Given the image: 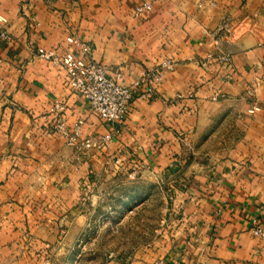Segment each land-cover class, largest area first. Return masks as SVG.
I'll use <instances>...</instances> for the list:
<instances>
[{
	"label": "crops",
	"instance_id": "crops-1",
	"mask_svg": "<svg viewBox=\"0 0 264 264\" xmlns=\"http://www.w3.org/2000/svg\"><path fill=\"white\" fill-rule=\"evenodd\" d=\"M143 2L152 11L136 14ZM0 16V264H57L87 233L93 179L127 170L164 182L168 216L109 264H264V0H0ZM70 34L129 78L170 66L113 126L36 53L80 56ZM55 99L81 138L110 133L106 146L49 133Z\"/></svg>",
	"mask_w": 264,
	"mask_h": 264
},
{
	"label": "rangeland",
	"instance_id": "rangeland-1",
	"mask_svg": "<svg viewBox=\"0 0 264 264\" xmlns=\"http://www.w3.org/2000/svg\"><path fill=\"white\" fill-rule=\"evenodd\" d=\"M134 172H110L93 179L96 187L89 200L97 208L86 226L87 233L68 247L57 264H66L69 254L74 264L121 261L155 238L168 216L169 193L164 182Z\"/></svg>",
	"mask_w": 264,
	"mask_h": 264
},
{
	"label": "built area",
	"instance_id": "built-area-1",
	"mask_svg": "<svg viewBox=\"0 0 264 264\" xmlns=\"http://www.w3.org/2000/svg\"><path fill=\"white\" fill-rule=\"evenodd\" d=\"M134 10L136 14H141L144 11L150 12L152 5L149 2H143L136 4ZM4 22L5 19L0 16V37L9 39L3 28ZM65 40L68 45L74 44L79 48L80 56H76L67 49L58 57L53 50L41 47L37 48L36 53L44 59L58 61L65 72L66 87L88 102L91 113L113 126L128 115L133 99L136 97L149 98L153 94L155 81L159 80L164 74V69L170 66L169 63H163L160 68L153 72L142 71L138 77L129 78L121 68L111 69L102 62L92 59L89 56L91 47L72 34L67 35ZM247 93L252 95L250 91ZM212 98L216 99V96ZM63 107V100L55 99L47 110L48 115H53L49 121L46 120V130L49 133L61 134L65 139V144L76 150H100L106 146L112 138L110 133L98 138H81L83 120L77 119L68 125L65 116L62 114ZM258 109L259 107L253 104L246 111L254 113ZM114 165L119 168L121 160L116 157ZM134 174V171L130 172V175ZM253 231L257 234H263L262 230L258 228Z\"/></svg>",
	"mask_w": 264,
	"mask_h": 264
}]
</instances>
